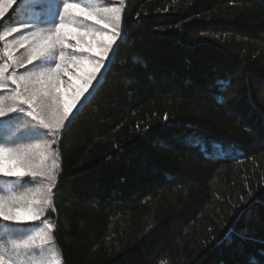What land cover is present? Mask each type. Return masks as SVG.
<instances>
[{
	"label": "trees",
	"instance_id": "16d2710c",
	"mask_svg": "<svg viewBox=\"0 0 264 264\" xmlns=\"http://www.w3.org/2000/svg\"><path fill=\"white\" fill-rule=\"evenodd\" d=\"M121 16L97 110L54 145L61 263L243 264L264 241V208L240 216L264 194V0H126ZM192 131L244 150L207 159Z\"/></svg>",
	"mask_w": 264,
	"mask_h": 264
},
{
	"label": "snow or ice",
	"instance_id": "6c2138e0",
	"mask_svg": "<svg viewBox=\"0 0 264 264\" xmlns=\"http://www.w3.org/2000/svg\"><path fill=\"white\" fill-rule=\"evenodd\" d=\"M122 6H102L99 0H0V26L6 28L0 31V40L27 33L4 45L6 59L0 64V179L6 181L0 187V226L5 229L0 232V264H46L45 246L54 239L55 225L42 217L52 208L66 180L63 173H55L52 146L97 110L98 97L128 35ZM92 42L100 50L98 59L85 54L88 49L83 45L90 47ZM25 45L26 59L13 55L12 50ZM69 48L75 51L66 57ZM67 59L76 64L87 62L91 71L81 78L83 88L75 102L65 106L60 101L57 81L62 63L67 67ZM26 64L32 70L16 72ZM249 128L264 142V132ZM42 138V143L31 142ZM144 138L157 137L145 129L141 134ZM159 139L168 143L164 137ZM182 142L199 149L207 159L221 153H231L235 158L244 150V145L236 141H209L196 131L187 134ZM31 184L40 187L18 191ZM262 197L264 194L241 209L240 216L255 214L260 210L257 205L264 208ZM226 238L231 240V235ZM243 264H264V241L245 256Z\"/></svg>",
	"mask_w": 264,
	"mask_h": 264
},
{
	"label": "rangeland",
	"instance_id": "374dc122",
	"mask_svg": "<svg viewBox=\"0 0 264 264\" xmlns=\"http://www.w3.org/2000/svg\"><path fill=\"white\" fill-rule=\"evenodd\" d=\"M74 2L84 3L86 2V0H74ZM99 3L102 6H122L121 0H110V3H105V0H99ZM124 3H125V0H124ZM123 7H124V4L122 6V9ZM5 30L6 29H2L1 31H5ZM20 35H27V33L22 32L19 34H12L3 40H0V48L2 49V55H4V45L7 43H10L13 40L19 39ZM85 39L87 40V38ZM72 43L74 44L75 41H73ZM83 47L88 49V51L85 53L86 55L94 57L96 59L99 58L100 50L97 47L95 42H92L90 47L88 46L87 43H85ZM12 51H13L14 56L24 57L25 59L27 58L26 56L27 45H25L24 47H17ZM74 51L75 50L73 48L67 49L66 57H69ZM1 59H0V64H3L6 57L4 59L1 57ZM65 63L67 64V67L64 66V63H62V68H61L62 74L59 80L57 81V87L59 90L58 94H59L61 103L65 106H68V105H72L75 102L77 93L82 90L83 80L81 78L86 76L91 71V65L88 64L87 62L76 64V63H73L70 59H67ZM25 68L32 70V66L29 64H26L25 67L23 68H17L16 72L19 74H22L25 71ZM257 88L261 89V87L258 85H257ZM43 131H47V130H43ZM47 139L50 140L51 136H48ZM31 142L32 143H42L43 138L41 140H34ZM52 150L56 154L54 145L52 146ZM49 163H52V161H49ZM55 163L57 165L55 169V173H56L58 169L57 154L55 155ZM30 179L31 178L29 177H25V180H30ZM5 183L6 181L4 179H0V187H3ZM38 187H40L39 184H31V185H26L24 188L18 189V191L23 192L29 189H36ZM48 211L49 209L46 210L45 215L47 214ZM44 218L46 217H42V219ZM3 231H5V229L2 226H0V232H3ZM44 259L46 260V264H57V262H59V264H62L60 256L53 244V241L49 245L45 246Z\"/></svg>",
	"mask_w": 264,
	"mask_h": 264
}]
</instances>
